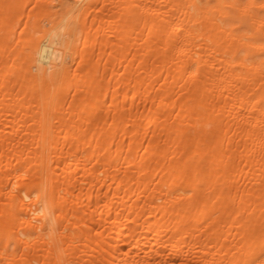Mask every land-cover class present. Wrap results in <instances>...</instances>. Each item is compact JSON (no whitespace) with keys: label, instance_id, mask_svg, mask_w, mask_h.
Wrapping results in <instances>:
<instances>
[{"label":"bare ground","instance_id":"bare-ground-1","mask_svg":"<svg viewBox=\"0 0 264 264\" xmlns=\"http://www.w3.org/2000/svg\"><path fill=\"white\" fill-rule=\"evenodd\" d=\"M0 264H264V0H0Z\"/></svg>","mask_w":264,"mask_h":264}]
</instances>
